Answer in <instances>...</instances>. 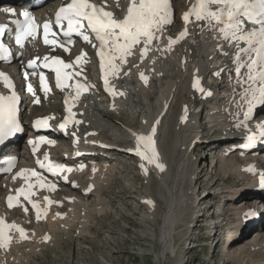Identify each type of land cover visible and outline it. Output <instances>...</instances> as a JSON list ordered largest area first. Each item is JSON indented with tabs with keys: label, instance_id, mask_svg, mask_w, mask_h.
I'll return each mask as SVG.
<instances>
[{
	"label": "snow or ice",
	"instance_id": "snow-or-ice-1",
	"mask_svg": "<svg viewBox=\"0 0 264 264\" xmlns=\"http://www.w3.org/2000/svg\"><path fill=\"white\" fill-rule=\"evenodd\" d=\"M4 11L15 15L12 9H5ZM172 14L170 0H130L127 15L122 19L115 18L113 12L106 11L104 6L91 3L90 0H71V3L61 7L57 12L55 24L64 37H71L75 33L81 36L87 43L91 44L93 38L99 42L97 54L101 61V68L104 71V86L107 91L115 96L117 94L116 91L109 86V75H119L122 65L127 63L128 57L133 54V49L136 46H140L141 48V59L146 58L151 50L153 41L160 39L158 33L162 34L164 26L173 22ZM21 15L24 17L23 21L16 19L12 23L17 26L14 37L15 43L23 48L27 38H34L36 36L39 26L35 23L34 17L29 11H24ZM190 17H194L196 22H206L212 30L218 32L230 47L236 49L234 61L237 77H241L242 69H246V75L238 81L246 85L243 92L247 104V110L243 113V123L246 124L252 118L254 109L257 106H264V0H197L192 5L191 11L184 14L183 20L189 23L191 22ZM64 22H66V28ZM11 32L12 29L8 24H0V60L11 56L10 48L4 43L5 34ZM89 33L93 35L90 36ZM187 34L188 31L185 28L178 38L173 39L169 37V47L164 49V51H170L171 45L184 39ZM50 35L55 37L57 33L53 31L51 22H46L43 25L44 43L46 45L63 47L66 52L70 51L63 44L59 43L57 39H50ZM69 42L71 43V41ZM93 46L96 47L95 44ZM221 52L227 55L226 52H223L222 46ZM86 55L84 53L78 56L76 64H81ZM48 59V57L44 58L45 63L43 67L51 68L55 73L56 86L61 90L73 87L72 84L68 83L69 80L79 77L81 73H70L66 70L73 68L74 65L66 63L60 57H52L51 64L47 63ZM27 66L29 69H34L36 60L29 61ZM28 75L29 73L26 72L25 77L27 78ZM32 75H36V72L33 71ZM140 75L141 79L147 83L148 77L144 73ZM215 75L219 76L220 73L217 72ZM39 77L41 88L47 93L50 91V88L44 73H39ZM0 79L3 80L6 87L12 90L10 95L0 94V143H3L6 138L22 131V128L17 118V102L19 97L16 95L15 85L3 72H0ZM92 87H95V85L81 83L79 79H76L74 84L76 99H79L82 92ZM193 87L201 93L205 92L199 78L195 80ZM27 90L34 97L36 96L35 89L30 83L27 86ZM118 94L124 95L122 92ZM207 95H211V92L208 91ZM35 102L39 103L38 97H36ZM65 103L68 104L69 117L64 123L60 124L61 129H66L69 122L75 124L82 122L73 119L72 107L74 103H70V98L66 99ZM185 113H187V108H185ZM35 125L37 128L47 127L48 119H38ZM257 127L260 138L264 139V123L258 124ZM155 133L156 127L154 126L150 135L137 136L138 148L135 154L146 160L149 164H155L160 171H164L165 165L159 162V155L155 149ZM255 139V133L249 135L247 137L249 145ZM39 142L49 145L54 143L45 137H40ZM32 143L34 144L33 151L35 152L38 150L35 146L36 142L33 141ZM44 161H47V165L44 162H40V167H47V170L54 176H58L64 171H72L71 168H66L62 164L52 163L48 155L44 156ZM7 163L11 166L14 162L9 160ZM253 170V168L248 169L250 172ZM145 171L147 170L145 169ZM18 175L23 177L25 181H31L35 177L37 184L29 182L27 183V188L22 187L18 190L19 195L17 197L9 196L7 198L9 207L14 206L13 201H18L19 197L22 196L35 209L36 218L39 221L42 214L46 217L47 212L44 211L42 213L40 205L31 200L34 194L33 189L38 185L41 189L47 186L49 190H55L56 185L46 184V180L42 174L35 170H23ZM261 183L264 184V175H261ZM44 199L51 206L53 201L48 197H44ZM147 203L151 204L152 202L147 201ZM24 211H28L27 207L24 208ZM57 215L60 214L58 213ZM12 229L19 232L22 239L27 238L23 227L14 223L7 224L3 218H0V248L9 246L11 236L7 233ZM44 239L47 240L50 237H45Z\"/></svg>",
	"mask_w": 264,
	"mask_h": 264
},
{
	"label": "rangeland",
	"instance_id": "rangeland-1",
	"mask_svg": "<svg viewBox=\"0 0 264 264\" xmlns=\"http://www.w3.org/2000/svg\"><path fill=\"white\" fill-rule=\"evenodd\" d=\"M150 95L155 96V94L149 93L148 97ZM148 97L147 98L140 97L139 99H141L144 105H149V103H147L149 102ZM180 98H183V94L180 96ZM141 108L142 107L140 105L139 107L135 108L134 111L137 110V113H139L141 111ZM103 109H107V108H103ZM179 109H180V104L176 101L175 104L173 105V109L171 110L169 117L172 115H173L172 117L174 116L177 117ZM137 113L132 114L130 110L129 112H125V114L123 115L120 116L115 115L116 117L114 118L109 117L110 119L107 118V120L102 121L103 125L106 128L105 135H111L113 131L117 127H121V125L124 127L137 126V128H133V130H137L138 128H140L138 126L140 123L139 120L140 116ZM169 117L167 118L168 122L165 125V128L166 127L169 128V129L167 128L169 131L164 128V131L166 132L162 133V137H161V145L163 148H164L163 144L166 141L169 142L170 146L172 145V141L171 140L169 141L168 137L169 139H172L171 138L172 137L171 132L173 129L172 126H174L176 117L174 118L170 117V119ZM170 122L171 124L173 123L172 126ZM194 135L195 134H192L185 139L184 146L186 149L189 145L191 137ZM164 137L167 140H165ZM193 142L194 140L191 141V143ZM171 147L168 149L166 153L168 158L171 154L170 151ZM205 149H209L211 151L210 148H205ZM191 151H192L191 149L188 150V156L186 158L189 159L190 164L188 163L189 166L187 164L185 166L186 167L185 177L183 180H181L180 185H178L174 197L176 201L175 206L176 208H178L177 211H179V207L181 206L179 212L185 215L181 214L180 218L177 219L179 223H177L176 226L175 224L173 226L175 227V230H173L172 232L173 233L171 236L172 245L168 251L163 252L162 249L161 250L158 249L156 252L153 244L155 243L157 231H159L160 229L159 227L161 226L160 223H162L161 221L162 215L163 213H165V210L167 208V207L165 208L166 206L165 197L168 193L166 192L165 195V192L163 191L161 185L159 184L158 174L156 176L155 174L152 175L151 173L150 175L143 177L144 179L140 178L136 174L135 166L132 163L133 160L132 159L130 160L129 157H127L123 153L122 155H117L118 156L117 160H112V163H114L115 166L114 174L111 175L112 176L111 179L108 178L109 181L108 185H101V189L104 192V193L102 192L101 197L99 199H96V197H94L92 200H89L90 197H87L85 199L87 201L89 200L87 204L90 207V211L92 209V212H88L90 213L89 215L86 213L87 215L86 221H88L87 222L88 226L87 223H85V229H86L85 234H87V237L85 236L80 237V235L77 232L76 235H74V233L68 234L67 232H65L63 236L61 233H56L57 237L55 236V241L52 243V245L45 247L44 251L41 252L42 254L41 253L39 254L41 259H39V261L37 260V262L34 261L32 262H34L35 264L36 263L37 264H64V263L65 264H224L226 263L225 255L226 253H228V250L224 252L225 247L223 246L221 240L217 244L218 241L215 240V235L213 240L212 238L209 237L210 235L211 237H213L215 230L212 228V226L210 227L209 230L206 227V224H208L209 222L214 223V221H210L213 220L214 213L226 209L228 205H229L228 210L231 209L232 203L229 202L228 205H225L226 202L222 198V195H218L221 196L220 198L218 197L215 198L213 195H210L207 200L200 201L199 203L200 205L199 204L197 205L196 203V205H194L192 209L189 208V204H188L190 203L189 201H191V199L193 201L194 198L198 199V201L201 200L200 198L204 197L206 195V192L211 190L210 187L213 185V183L216 180H218L219 185H222L223 182L225 183V180L222 179V177H224L223 175H225L224 167H223L224 165L223 162L220 161L216 165V168L213 167L212 165L215 162L216 158H214L215 155L213 153L212 154L208 153V150H203L202 148H199L198 152L194 150L195 152L192 151V153H190ZM228 160L233 161L234 158L230 157V159L228 158ZM194 164H197V167L199 169V171H197V175H200L202 177L205 175L207 171L210 174L213 172L214 175L213 179H209L208 175H205L202 179L205 183L198 182L195 184V182H193V185H191L189 180ZM205 164L208 167L204 172L201 173L200 171L205 166ZM228 164L229 163L227 162L226 165L228 166ZM176 167H177L176 164L172 165V168H176ZM238 180L239 177H236V179L233 182H238ZM159 187L163 191V194H161V192L157 190ZM190 189H192L193 191L192 190L190 191ZM122 191H123V195H121L120 193ZM220 191L222 190L217 191L218 194H220ZM149 192H153V194L156 193L155 196L157 197V199L161 201V203L159 201V204L156 203L154 213H151L152 210L150 208H147V206L145 205H141L140 202L141 200L140 198H143L141 196L145 194H149ZM80 196L82 197V195ZM82 198L84 199V197ZM166 198L169 199L170 197H166ZM179 199H181L182 201ZM186 199H188L189 201ZM240 200H243V198L240 197V199H238L236 202H240ZM99 203H102L103 205L101 204L102 209L101 211L98 212V208L101 207ZM0 204H2V202ZM177 204L178 206L179 204L181 205L178 207ZM209 205H213V207L212 208L209 207L208 209ZM200 213L205 214L203 218V222L202 221L200 222L199 218H198L199 222L196 219ZM83 214L84 213H82V215ZM188 214L189 216H187ZM232 224L233 223L229 224L227 222V224L224 225L225 226L230 225L229 227L227 226V228H231L235 226ZM201 225L203 226V228L200 230L198 229V227ZM88 228H90V230ZM237 229H238V233H242V228L239 227ZM252 231H256V233L252 234L251 233ZM263 235H264V225L258 227L257 229H252L251 231L247 232L244 236H242V238L237 239V241L233 243L230 252L235 251L236 248H238L240 245L242 246L243 245L247 246L250 244L256 246L262 245L264 243L263 241L264 239L261 238ZM197 237H200L202 240L200 242V246L196 248L194 247L196 245L194 239H196ZM206 241L209 242L206 243ZM157 243L159 246L160 242ZM214 249L217 255L212 257V255L214 254L213 252ZM34 257L35 256H33L32 259H34ZM245 264H251L250 260L247 261Z\"/></svg>",
	"mask_w": 264,
	"mask_h": 264
},
{
	"label": "bare ground",
	"instance_id": "bare-ground-1",
	"mask_svg": "<svg viewBox=\"0 0 264 264\" xmlns=\"http://www.w3.org/2000/svg\"><path fill=\"white\" fill-rule=\"evenodd\" d=\"M185 1L186 0H177L176 4L181 8V7H183L185 5ZM209 38L210 37H208V39ZM208 44H209V41L203 42L201 47L197 46V45H193V44H190V45L187 44V45H185L184 49L180 50L181 52H186L187 53V58H188L187 65H179L177 63V64H173V68H170V69H168V68L171 66V64L167 65L166 70H163L165 73H166V71H168L167 75L166 76L164 75L163 77H160L161 79L164 78L162 80V84L160 85V89L157 92H155V96H151L150 95L148 97V99H149L148 101L149 102H147V103H149V105H144L141 102V100H139V103L137 104L138 107L140 105L142 107L141 111L139 113L136 112L139 116L143 115L141 120L146 119L149 123H156L157 121H161L162 118L160 117L161 113H159V110H161L164 106L165 107L169 106V103L166 104L168 102L169 97L172 96V100L174 98H176V95H177L179 90H181V92L184 91V92L188 93L189 96H190V99L189 100H185V103L182 104L183 107L188 104L191 108H193V104L196 102V98H195V95L193 94V92L191 91L190 86H189L191 81L189 80V84H187L186 79H187L189 73L195 71L198 68L200 69V72H201L202 68L204 70L203 65L204 64H208L207 59H208L209 54H210V53L209 54L206 53V50H209ZM227 47L231 48L228 45V43H227ZM180 58H181V55H180ZM172 59L173 60L177 59V56H173ZM189 65H191L192 67H189ZM222 67H223L222 70L225 69L226 75H229L230 72H231V63L230 62H228V63L224 62V65H222ZM179 71L181 73L186 72V71H188V72H187V76L185 77L184 81L181 79V81L179 83L178 82L176 83L175 82L176 78L174 79L173 75L174 74L177 75L179 73ZM214 72H218V71L216 69H214ZM203 73H204V71H203ZM133 88L136 91V87L133 86ZM150 89H148V90H150ZM144 91H145V89L140 90L138 92V94H132V89L130 88L128 94L130 95V100L131 101H128V102L129 103H133V102L136 103L138 101V100H136V98H138L139 93L144 92ZM134 99H135V101H134ZM126 102H121V103L117 104L115 109H117V107H120L123 103H126ZM155 108L159 109L157 111V113H156L157 115L155 113H153V109H155ZM94 109H95V116L94 117L95 118L98 117V120L99 119L103 120V118H109V117L114 118V117H116L115 116L116 113L114 114L113 112H111V108L100 109V108L96 107ZM49 111H51V109ZM118 111L119 112H123L121 109H119ZM172 116H170V117L171 118L176 117V116H174V117H172ZM170 117H169V119H170ZM92 119H90V121L92 122V128H95V125H97L99 127L98 130L99 129H103L104 130V128H103V126L101 124L96 122V120L94 121ZM141 120H140V122H141ZM167 122H168V120H167ZM172 122H173V120H172ZM170 124H171V122H170ZM172 124H171V126H172ZM171 126H169V127H171ZM195 127H197V126L194 125L192 128H195ZM167 128L168 127H166L165 129H167ZM211 128H213V130H212L213 133H216L217 131L223 129V127H213V126ZM103 130H101V132H100V136H102V137L104 136V133H105ZM188 130H190L189 123L181 124V123L178 122V119H177L176 123L174 124L173 138L171 137L172 139H169V137H168V140L172 141V145H171L172 147L169 145V142H167V141L163 144V146L165 148V150L163 148L164 160H165V164L167 165V167H166V169L163 172L157 173L159 175V181L158 182L161 185L163 191L165 192V195H166V192L168 193L166 195V197H170V198L168 199V198L165 197V205H166L165 208L166 207L167 208L165 210V213H163V215H162V220H161L162 223H160L161 224V226H159L160 229H159V231H157L155 243H153L154 244V249H155L156 252H157L158 249H160V250L162 249L163 252H166V251H168L170 249V247L172 245L171 244V236L173 234L172 232H173V230H175V227H173V226H174V224L176 226L177 223H179V221H177V219H179L180 215L182 214V213L179 212L181 204H179L180 207L177 204V206L179 207V211H177L178 208H176V206H175L176 205V201H175L174 197H175V193H176V189L178 188V185H180L181 180H183L184 177H185V170H186L185 166H186V164L188 165V163L190 164L189 159H186L187 156H188V150L189 149L187 151H185L182 148L184 140H185V137H186V132ZM208 130H209L208 128H204L201 132L197 131L196 132V136L199 137V133H202L203 131H208ZM127 131H128V129H126V128L125 129L118 128L116 131H114V134L117 135V136L126 135ZM161 131H162V129H161ZM164 132H166V131H164ZM127 134H129V133H127ZM166 138H167V136H166ZM166 138H165V140H167ZM194 141L198 142V140H194ZM202 142L204 144L203 143H201V144L198 143V145L195 146L194 150H198L199 148H201V146L203 148H210L211 150H214L212 148L216 147L217 144L221 143V142L220 143L211 142V143L207 144V143H205V141H202ZM170 147H171V150H170L171 154H170V156L168 158L166 153H167V151H168V149ZM192 151H191V153H192ZM243 157H244V159L246 158L245 156H243ZM250 157H252V156H250ZM219 158L221 160H223L224 162H226V163L228 162L229 163L228 166L226 165L227 168L225 170V175H224V177H222V179L225 180V183L228 184V183L234 181L236 179V177H239L238 183L236 184V186H229V185L221 186V185H219L218 180H216L213 183V185L210 187L211 190L206 192V195L204 197L200 198L201 200L198 201V199L194 198L193 201L191 199V201H192L191 202L188 199H186V200H188L190 202V203H188L189 204V208L192 209L193 206L196 205V203L198 205L200 203V201L207 200L210 195H213L214 197H218V195H222L223 197L226 196L227 199H230V201H228V202L232 203L231 204L232 208L230 207L231 209H229V211H232V210L236 211L238 208H241L239 206L248 204L250 202L249 201V197H250V195L252 193H250V191H248V189H250V185L249 184H251V183L250 182L247 183L246 180L250 179L253 176L254 171H256L258 169V167L255 164H253V163H247V162H244L243 166L242 165H237V164L236 165H231L232 160L230 161V160L226 159L222 154H220ZM112 160L113 159H108V160H106V162L104 164H101V165H95L94 164L91 167V171L87 172V176L90 179L97 180V182L99 181V183H97V189H95V192L93 193V196H95L96 199H99L101 197V195H102V192H103L102 189L100 188V185L101 184L108 185L109 184L108 178L111 179V177H112L111 175L114 174V170L115 169H114V164L112 163ZM253 161H255V160L253 159ZM256 161L257 162H264L263 156H261V155L258 156V158H256ZM173 164H176L177 167L176 168H172ZM246 165H249V167L248 168L245 167ZM193 166L194 167H193V170L191 172V176H190V180H189L191 185H193V182H195V184L198 183V182L205 183L202 180L205 175H208L209 179H213V176H214L213 172L210 174L207 171L205 173V175L201 177L200 175H197V171H199V169L197 167V164H194ZM207 167L208 166L205 164V166L202 168V170L200 172L201 173L204 172L207 169ZM249 168H253L254 170L250 172V171H248ZM94 170L96 171L95 174H93ZM150 174L151 173H149V175ZM256 176H257V174H256ZM242 182H244V183H242ZM191 185H190V187H191ZM81 186L84 187V185H81ZM86 188H87V186H85L83 188V190H85ZM157 190H159L161 192V194H163V191L161 190L160 187ZM191 190L192 189H190V191ZM219 190H222V191H220V194H218V192H217ZM2 191L3 190L0 189V193ZM80 192H81V190H80ZM120 193H121V195H123V191L120 192ZM155 194H153V192H149V194H145V195L142 196L144 201H146V202L153 200L154 204L153 203L152 204H149V203L145 204L147 206V208H150L152 210L151 213L155 212L156 203L159 204V201H160L159 199H157ZM76 197L79 199L78 202L74 201L71 204H67V206L70 207V210L68 212H66L68 217H65V220H61V219L55 218V220H54V222L52 224V226H53V231L52 232L54 233V235H53V239L49 243H44L41 239L39 240L37 236H33V240L31 242H28L29 243L28 245H26L25 243L24 244L20 243V244H17L15 246V248H14L15 255L14 256L10 255V254L3 253V254H0V258L2 260H4V259L8 260L10 264H35L34 262H37V260L39 261V259H41L39 254L44 251L43 248L46 247V246L51 245L54 242L56 233H61L62 236L65 234V232H67L68 234L74 233V235H75V230L79 229V232H80L79 235L83 236L84 233H85V230H86L85 229V223H87L88 221H86L87 220L86 219L87 215H84V214H83L84 216L83 215L80 216V215H81L82 211H85L89 215L90 213H88V212H92V209L90 211V207L87 204L88 201L85 200L87 197H84L83 195H82V197H84V199L81 196H76ZM240 197L243 198V200H240V202H236L238 199H240ZM179 200H181V199H179ZM160 203H161V201H160ZM99 204L101 205L102 203H99ZM99 204H98V206H99ZM102 205L99 208L97 207L98 208V212L101 211ZM191 205H192V207H191ZM237 205H239V206H237ZM212 207L213 206H210V208H212ZM2 212H4V210L2 209V204H0V213H2ZM183 212H185V211H183ZM10 214H11V217H10ZM232 214H234V213H232ZM241 214H243V212ZM19 215L20 216H28L26 214V212L23 211V210H16V211H14L12 213L8 212L9 218H17V216L19 217ZM182 215H185V214H182ZM187 216H189V214ZM204 216H205V214L202 213L200 218H199V220L203 221ZM237 221H238V219L234 220V222H233V220L231 222H228L229 224L233 223L232 225H235L234 227H231V228H227L226 227L228 229L227 232H228V234L230 236L233 235V234H235V235L239 234V235H238V237H236L234 240L231 241V243L229 245L228 253H226V255H225L226 256V263H224V264H236V263L245 264L249 260H250L251 264H264V243L262 245H259V246H256V245H253V244H250V245H247V246L240 245L238 248H236L235 251H231L230 252V249H231V246L233 245V243L235 241H237V239L242 238V236H244L247 233L245 231L247 226L242 225V224L241 225L237 224ZM263 222L264 221H262L260 223H263ZM75 223H77V226H75ZM221 224H222V222H221ZM35 225H36L35 226L36 232H39L40 227L43 230L46 229V227L43 225V222H36ZM263 225H264V223L260 224L258 227H261ZM87 226H88V223H87ZM215 226H217V225H215ZM222 226H223V224H222ZM239 227L242 228V233H238V229L237 228H239ZM257 228H255V229H257ZM88 229L90 230V228H88ZM217 233L218 232L215 233V240L218 241L217 242V244H218L219 241L221 240L220 239L221 235L217 234ZM79 235H77V236H79ZM84 236L87 237L86 234ZM41 238H43V234L41 235ZM261 238L264 239V235ZM66 242H68V241H66ZM157 242H160L159 246H158ZM105 247H107V246H105ZM213 252H214V254L212 255V257L217 255L216 252H215V249H214ZM32 255L35 256L34 257L35 260L31 259ZM32 261H34V262H32ZM56 261H58V260H56ZM54 263H57V262H54Z\"/></svg>",
	"mask_w": 264,
	"mask_h": 264
}]
</instances>
